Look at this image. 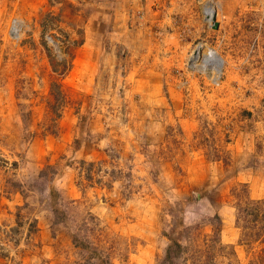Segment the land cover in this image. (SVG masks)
<instances>
[{"label":"rangeland","instance_id":"rangeland-1","mask_svg":"<svg viewBox=\"0 0 264 264\" xmlns=\"http://www.w3.org/2000/svg\"><path fill=\"white\" fill-rule=\"evenodd\" d=\"M263 209L264 0H0V264H257Z\"/></svg>","mask_w":264,"mask_h":264},{"label":"trees","instance_id":"trees-1","mask_svg":"<svg viewBox=\"0 0 264 264\" xmlns=\"http://www.w3.org/2000/svg\"><path fill=\"white\" fill-rule=\"evenodd\" d=\"M264 212V209H263ZM252 211L246 213V214H251ZM255 219V217H254ZM258 220L261 219V217L257 218ZM256 220V219H255ZM249 222H253L252 219L249 220ZM218 239V236H217ZM180 245L179 243H175L173 245L168 246L167 248V253L165 255V258L160 262V264H175L176 263V258H174L175 256H179L180 254ZM257 264H264V258L261 257V259L259 260V263Z\"/></svg>","mask_w":264,"mask_h":264},{"label":"bare ground","instance_id":"bare-ground-1","mask_svg":"<svg viewBox=\"0 0 264 264\" xmlns=\"http://www.w3.org/2000/svg\"><path fill=\"white\" fill-rule=\"evenodd\" d=\"M207 8V20H209V21H211L210 20V17H211V15H212V13L214 14V12L216 13V11H215V9L213 8V7H209V6H205V9ZM211 9H212V12H211ZM214 11V12H213ZM204 13H205V11H204ZM202 50V51H201ZM210 54L211 53H209V51H206V50H204L203 49V47L202 46H199V47H197L196 48V50H195V52H194V54H193V58L194 59H197V58H199L200 56H205L206 58L207 57H209L210 56ZM218 70V69H217ZM216 70V71H217ZM215 71V70H214ZM218 72V71H217Z\"/></svg>","mask_w":264,"mask_h":264},{"label":"built area","instance_id":"built-area-1","mask_svg":"<svg viewBox=\"0 0 264 264\" xmlns=\"http://www.w3.org/2000/svg\"><path fill=\"white\" fill-rule=\"evenodd\" d=\"M18 28H19L18 22L13 21L12 24H11V33H16ZM213 61L215 62L216 65H218V59H214Z\"/></svg>","mask_w":264,"mask_h":264},{"label":"water","instance_id":"water-1","mask_svg":"<svg viewBox=\"0 0 264 264\" xmlns=\"http://www.w3.org/2000/svg\"><path fill=\"white\" fill-rule=\"evenodd\" d=\"M211 12H212V9H211ZM210 20L213 22L215 27H218V22L216 21V13L215 12H214V14L212 13Z\"/></svg>","mask_w":264,"mask_h":264},{"label":"clouds","instance_id":"clouds-1","mask_svg":"<svg viewBox=\"0 0 264 264\" xmlns=\"http://www.w3.org/2000/svg\"><path fill=\"white\" fill-rule=\"evenodd\" d=\"M19 25V24H18Z\"/></svg>","mask_w":264,"mask_h":264}]
</instances>
